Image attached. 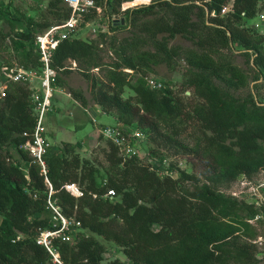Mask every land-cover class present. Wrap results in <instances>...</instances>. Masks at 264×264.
<instances>
[{
	"label": "trees",
	"instance_id": "1",
	"mask_svg": "<svg viewBox=\"0 0 264 264\" xmlns=\"http://www.w3.org/2000/svg\"><path fill=\"white\" fill-rule=\"evenodd\" d=\"M122 1L95 0L107 16L119 12L116 8ZM229 1L232 12L210 18L195 0H153L127 9L123 25L120 21L111 29L132 27L136 31L112 43L114 61H106L95 42L74 35L60 40L52 50V67L67 72L68 59L84 66L86 70L81 72L95 104L105 112L113 111L117 122L146 136V159L123 160L117 147L107 141L104 153L112 174L105 183L97 179L98 167L80 157L70 143L60 151L46 150L43 173L21 147L28 138L22 133L31 132L34 125L31 91L25 83L9 84L6 96L0 98V264H125L118 259L103 262L104 245L92 235L81 234L83 230L118 245L128 264L256 263L254 245L238 231L250 230L243 214L254 215L264 207L225 196L215 187L240 174L264 171V103L227 90L244 85L246 75L219 52L239 45L264 78V36L240 26L255 13L257 0H208L204 4L219 9ZM8 14L9 4L0 5V19ZM59 16L61 22L69 11L65 9ZM48 25L42 26L46 29ZM34 29L27 23L10 36L26 69L40 68ZM176 35L185 37L192 47L169 46ZM147 43L150 48H142ZM175 57H182L190 68L183 82L190 95L183 90L180 96L168 83L161 89L147 87L143 77L150 68L148 63L170 64ZM95 67L105 68L104 78L90 72ZM125 68L133 73H126ZM125 87L133 91L136 102L123 97ZM76 97L85 103L80 94ZM188 123L197 124L201 131V140L193 147L181 139ZM150 142L174 148L176 153L182 151L184 156L186 152L195 154L193 159L201 162L206 180L214 186L194 182L191 188H183L184 181H197L195 175L185 167L166 165L163 152L150 147ZM161 166L176 170V175H161ZM45 177L52 188L49 197L59 211L80 222L76 241L50 238V249L58 253V261L37 243L43 230L55 227L53 211L46 204L49 188ZM65 183H76L82 196L71 195L64 189ZM108 189L115 192L112 198L103 197Z\"/></svg>",
	"mask_w": 264,
	"mask_h": 264
},
{
	"label": "rangeland",
	"instance_id": "2",
	"mask_svg": "<svg viewBox=\"0 0 264 264\" xmlns=\"http://www.w3.org/2000/svg\"><path fill=\"white\" fill-rule=\"evenodd\" d=\"M3 4H9L10 14L0 19V65L18 64L21 66V54L19 55V52L14 45L11 44L10 40V36L14 35L15 29H22L26 27L27 23H32L38 35L41 31L47 29L42 26L45 23H49L48 27L57 22L59 23L61 20L59 13L62 14L66 8L63 4V0H0V5ZM139 6L140 5L135 7ZM101 8L102 11L100 13H90L87 19L83 18L84 22L78 26L73 35L83 40L95 42L97 47L101 49L99 51L104 59L106 61H114L116 57L111 48L112 43L115 45L120 39L130 37L132 31H136V29L132 27H119L112 30L111 28L114 24L120 21L123 25L126 14L120 12V6H118L116 9L119 12H111V7H109L108 10L111 13L107 16V13H104V7L101 6ZM246 22H249V20H244L240 26L245 27L244 25ZM158 37H160V35ZM168 45H180L184 48L192 47L190 41L181 35H176L174 38L170 39ZM142 48L149 49V43L145 44ZM219 52L226 55L234 64L240 67L246 75L244 85L227 87V90L240 98L251 95L253 99L263 104L264 78L259 75L251 59H247L242 54V48L235 44L231 51L219 49ZM69 60L73 59L65 61V66L68 71L62 73L58 71L57 73L54 84L55 92L52 97L50 109L45 116V152L46 150L60 151L65 143L75 145V151L78 152L80 157L90 159L98 167L97 179L101 183H105L107 176L112 174V166L106 160L104 153L105 150H108L107 140L99 134L97 129L101 126L115 125L120 122L116 121L113 111L105 112L95 104L88 88L89 82L81 72L82 70H86V68L80 66L75 60L73 61L76 62L77 66L73 67ZM148 64L150 68L145 70V76H151L161 83H168L172 86L174 92L180 94V96H183V90H185L186 95H190V89H185L183 83L190 68L182 57H175L170 64L165 62H149ZM68 65L73 68L67 67ZM103 69L95 67L92 68L90 72L98 78H104ZM30 70L36 71L37 75L40 73V68L34 67ZM124 71L126 73H133V70L132 72H128L127 68H125ZM261 71L264 73L263 69ZM32 81V83L31 81L25 83L28 88L29 86L39 87L37 79H33ZM216 82L219 83L218 80ZM76 94H80L85 100V103L82 102L81 98L76 97ZM123 97H130L132 102H136L133 91L127 87L123 90ZM87 111L94 117L96 121L95 124ZM99 112H104L105 115H99ZM181 139L189 147H193L199 143L201 140V131L197 124L188 123L181 135ZM145 142L146 136L142 144V149L140 150V157L143 159H146L148 156V149L146 147L148 143L146 144ZM149 144L150 147L158 148L163 152L167 158V163H172L175 166L181 163V166L185 167L184 169H187L189 173L195 175L197 181L194 179L186 180L183 183V188H191L194 182L198 184H211V182L205 178L204 167L201 162L193 159L195 154L186 152L187 154L184 156L185 154H183L182 151L176 153L174 148H160L153 142ZM11 153H13V151H11ZM21 164L24 166L22 162ZM242 181H246L247 185L242 186ZM263 184L264 171L261 170L251 176L243 174L237 175L231 181H222L215 185V187L225 196H231L238 200H246L248 202L257 200V202L260 203L264 200ZM258 210L259 212L254 215L251 213L243 214L245 221L249 224L250 230L246 231L241 228L238 233H240L243 239L254 245L253 254L256 259L255 264H264V211L261 209ZM154 227L157 228V226ZM78 231L79 229L76 227L73 229V232L70 233V242H74L78 239L80 235H75ZM81 234L85 236L92 235L104 245L105 250L102 254L103 262L118 259L125 264L129 263L127 256L114 242L105 239L102 235L89 232L88 230L81 231ZM54 254L58 256V253Z\"/></svg>",
	"mask_w": 264,
	"mask_h": 264
},
{
	"label": "built area",
	"instance_id": "3",
	"mask_svg": "<svg viewBox=\"0 0 264 264\" xmlns=\"http://www.w3.org/2000/svg\"><path fill=\"white\" fill-rule=\"evenodd\" d=\"M132 0H125L120 3V12H125L129 8H133L138 5L150 4L153 0H140L136 4H131ZM208 0H195L196 4H200L206 11L207 18L214 16H223L233 11V3L229 1L223 4L219 9H209L204 3ZM65 8L69 11V16L61 21L60 23L49 26L44 32L36 35L35 37V50L38 54V61L40 63V73L37 75L36 71H31L18 64L1 65L0 66V98H3L7 94L8 86L11 83H31L33 79H37L39 87L29 86L31 90V103L34 111V125L31 132H23L22 135L27 136V140L22 144V148L27 150L32 157L39 163L43 173H45V137L44 133L46 130L45 116L50 109L53 94L55 92V81L58 70L51 65L52 50L56 47L58 42L74 34V31L78 28L81 23L84 22V15L89 13H100L102 8L96 4L95 0H63ZM245 16L244 13H241ZM245 19V18H244ZM245 27L251 28L253 31L264 36V0H257L255 13L252 17L246 18ZM69 62L76 67V62L69 60ZM73 68L71 66H67ZM128 72L132 70L128 69ZM144 82L147 87L152 89L164 88L163 83L153 79L151 76H144ZM91 116V120L95 124L94 117L87 111ZM103 115L104 112H99V115ZM99 134L107 141L113 143L117 149L118 154L123 158H131L134 156L140 157V150L142 144L145 141V135L136 128L122 125L121 123L115 125H106L98 127ZM141 158V157H140ZM164 163L168 165L167 159ZM181 166V163L178 164ZM161 175L166 174L171 177L176 175V170L167 169L163 166L159 168ZM46 184L49 188V195L47 199V208L53 211L54 229L43 230L38 239L37 243L43 244L49 252L50 249V238L58 237L63 241H69L71 239L70 233L73 229L80 226V222L74 217L64 216L55 205V202L50 199L52 192L51 184L45 177ZM242 186L247 185L246 181L241 182ZM64 189L68 191L74 197L82 196L83 192L77 186L76 183H65ZM264 187V184L262 185ZM115 192L112 189H108L103 197L112 198ZM96 197V194H93ZM262 200V199H261ZM257 208L264 207V200L260 203L257 200L252 201ZM18 238V237H17ZM53 254V253H52ZM54 260L58 261L57 255L53 254Z\"/></svg>",
	"mask_w": 264,
	"mask_h": 264
},
{
	"label": "bare ground",
	"instance_id": "4",
	"mask_svg": "<svg viewBox=\"0 0 264 264\" xmlns=\"http://www.w3.org/2000/svg\"><path fill=\"white\" fill-rule=\"evenodd\" d=\"M140 0H132L131 1V4H136V3H138Z\"/></svg>",
	"mask_w": 264,
	"mask_h": 264
},
{
	"label": "crops",
	"instance_id": "5",
	"mask_svg": "<svg viewBox=\"0 0 264 264\" xmlns=\"http://www.w3.org/2000/svg\"><path fill=\"white\" fill-rule=\"evenodd\" d=\"M101 115V114H100ZM103 115H105V114H103Z\"/></svg>",
	"mask_w": 264,
	"mask_h": 264
}]
</instances>
